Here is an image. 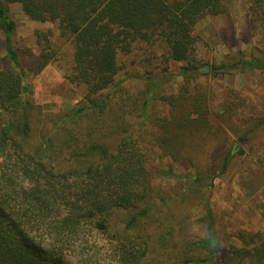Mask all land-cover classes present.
Returning <instances> with one entry per match:
<instances>
[{"label": "trees", "instance_id": "16d2710c", "mask_svg": "<svg viewBox=\"0 0 264 264\" xmlns=\"http://www.w3.org/2000/svg\"><path fill=\"white\" fill-rule=\"evenodd\" d=\"M5 2L56 25L69 43L66 78L85 87L77 104L55 114L29 98ZM249 2L253 20L264 23V0ZM226 7L228 0H0V30L15 66L0 60V264H264V228L237 231L238 244L217 261L211 187L264 129V117L239 127L243 98L232 88L213 112L216 90L200 79L242 64L264 69L258 59L199 63L193 28ZM51 34L38 35L37 70L55 57ZM156 45L180 64L178 90L162 94V84L138 74L146 86L130 93L118 77L124 58ZM156 101L164 109L151 115ZM155 153L187 161L194 172L157 170ZM165 177L181 189L156 187ZM195 222L204 237L192 238Z\"/></svg>", "mask_w": 264, "mask_h": 264}, {"label": "rangeland", "instance_id": "374dc122", "mask_svg": "<svg viewBox=\"0 0 264 264\" xmlns=\"http://www.w3.org/2000/svg\"><path fill=\"white\" fill-rule=\"evenodd\" d=\"M249 4V0H228L224 13L209 16L194 26L192 33L197 39L196 58L199 63L212 67L221 63L231 65L240 61L264 60V23L253 20ZM5 5L15 24L11 40L19 57L16 67L23 72L29 98L55 114L81 101L85 87L71 84L66 78L71 66V47L67 41L58 38L56 25L30 19L18 3L5 2ZM48 30L52 32L51 43L56 54L41 70H37V56L41 48L37 41L38 35ZM0 60L5 68L15 67L7 58L1 30ZM124 62L125 66L118 77L127 78L124 84L130 93L138 94L146 86L145 81L135 77L138 74H143L153 83L162 84V94L176 92L182 82L180 64L166 61L158 45L155 49H135L133 55L124 58ZM200 79L216 90L213 112L217 111V105L225 97L224 92L232 88L243 98V103L235 113L240 128L251 117H264V69L242 64L237 69L227 68L218 74H213L211 70ZM150 106L151 115H160L164 109L160 101ZM225 129L235 138L232 129L226 126ZM242 148L241 156L233 160L211 187L214 232L221 250L218 262L225 257L230 244H238L235 236L237 231L254 232L264 228V129L258 139ZM151 162L157 170H172L178 174L194 172L187 161L172 162L168 157L157 156V153L152 156ZM154 183L156 187L173 192L181 189L179 180L172 177L157 178ZM191 235L194 239L205 236L202 222L192 224ZM198 255L204 257L205 253Z\"/></svg>", "mask_w": 264, "mask_h": 264}]
</instances>
